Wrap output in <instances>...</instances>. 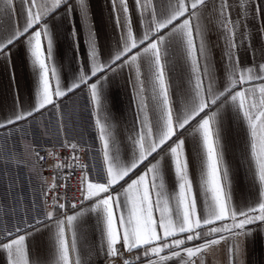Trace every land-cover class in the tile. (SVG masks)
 <instances>
[{"label":"snow or ice","instance_id":"6c2138e0","mask_svg":"<svg viewBox=\"0 0 264 264\" xmlns=\"http://www.w3.org/2000/svg\"><path fill=\"white\" fill-rule=\"evenodd\" d=\"M131 2L133 8L130 0H108L119 39L105 54L90 0H0V66L8 72L9 87L17 54L33 76L26 103L13 91V103L0 106V174H7L10 164L23 166L15 153L23 152L25 137L33 141L36 161L45 160L36 150L42 141L37 117L49 128L55 118L56 143L67 153L55 145L47 151L53 175L42 177L41 203L33 201L19 217L15 208L0 217L3 264H94L98 258L109 264L117 259L207 264V254L221 246L225 264H246L247 246L264 241V63L242 65L239 58L245 46L255 55L250 20L259 22L264 44V0H234L235 9L233 0ZM61 28L76 54L70 80H62L57 62ZM211 28L223 40L222 76L214 64ZM81 31L87 35L83 57ZM125 70L133 121L121 133L107 85ZM75 93L86 96L99 148L68 136L64 101ZM233 123L244 133L243 158L258 186L255 201L246 204L234 201L226 160ZM74 178L77 186L71 189ZM13 186H6L0 204L6 206L8 195L19 204ZM70 190L79 193L71 202ZM93 217L98 239L89 243L87 224ZM41 236L44 254L37 250Z\"/></svg>","mask_w":264,"mask_h":264},{"label":"crops","instance_id":"0c3cea01","mask_svg":"<svg viewBox=\"0 0 264 264\" xmlns=\"http://www.w3.org/2000/svg\"><path fill=\"white\" fill-rule=\"evenodd\" d=\"M90 4L99 44L104 53L107 54L109 49H114L116 47V43L119 39V32L110 19V6L108 0H90ZM130 8H133L131 0ZM233 8L235 9L234 0ZM205 15H208V13H205ZM235 15L236 12L233 11V16L235 17ZM133 18H136L134 11ZM259 27L260 24L258 21H249V29L252 32L250 40L251 49L254 50L255 55L252 54V51H250L247 46L241 48L239 51V58L242 65L250 66L253 65V63H264V51H262V49H264V44H262L259 34ZM66 30V28H61V34L58 37L56 48L57 62L61 63L63 66L62 80L64 77H68L70 80L73 70L76 68L74 62L76 54L71 48L70 39L66 38ZM86 40V33L81 31L79 39L80 57L85 55ZM209 42L212 47L215 67L222 76L225 69V61L222 58L223 40L221 39L220 32L215 28H211L209 32ZM173 60L175 62V57ZM178 68L179 66L177 65V69ZM173 75L174 78L178 76V71ZM14 76L15 79L12 81L10 88L8 72L0 66V106L5 109L13 103V91H17L20 100L26 103L33 89L31 69L25 64V59L21 54H17L14 57ZM128 77L129 73L125 70L122 75L117 76L107 85L108 104L111 109V114L115 117L113 122L120 129L121 133L129 128L133 121L132 92ZM64 105V124L67 128L68 136L80 138V134H82L83 137L90 136L95 139L94 128L90 126L91 119L88 105L86 104L85 94L75 93L70 95L64 101ZM77 113H87L89 117L87 119L83 116L78 117ZM188 147L191 149V144H189ZM243 147L244 133L242 129L234 123L230 124L227 132L226 160L232 171V194L236 204H246L255 201L258 193V186L253 183L247 170V163L243 158ZM89 162H91V158ZM193 173L195 177H198V168L194 169ZM174 184V177H170L168 180L169 191L173 190ZM93 226L94 217L88 219L87 224L89 243H93L98 239V233L93 230ZM36 243L37 250L41 254H44L46 252L44 237H39ZM222 249L223 246H221V251L208 253L206 256L207 264H225V257ZM0 264H3V262L0 261ZM94 264H109V261L98 258L94 260ZM115 264H121V260L117 259ZM246 264H264V241L257 240L255 243H251L247 246Z\"/></svg>","mask_w":264,"mask_h":264},{"label":"built area","instance_id":"2783aa9c","mask_svg":"<svg viewBox=\"0 0 264 264\" xmlns=\"http://www.w3.org/2000/svg\"><path fill=\"white\" fill-rule=\"evenodd\" d=\"M39 128L41 130L42 141L37 146V151L41 156H45L43 162H37L35 159V153L33 151V141L27 137L23 138L20 143L24 146L23 152H16L15 156L18 161H20L23 166L17 167L15 164H10L7 167V174H0V198H4L6 192V186L13 185L12 192L19 198V204L13 199L12 195H8L6 198V206L0 204V216L3 217L5 212H11L15 208V215L18 217L26 214L31 207L33 201L37 204L41 203L42 200L41 192L43 180L42 177H47L51 180L53 172L49 170V166L52 165L53 161L47 158V151L53 148L55 145L56 151L64 152L63 149L54 141L53 138V127L49 128L45 126L44 119H40ZM51 140L52 143H47L46 141ZM77 141L81 142L83 146L87 147V144H93L95 148H99V143L95 141L94 138L90 136L83 137L81 141L80 138ZM91 156L86 157V161L89 162ZM0 173H3V168L0 167ZM77 186L76 179L70 181V188L75 189ZM61 196H64V190L61 189ZM79 196V193L73 190L67 192V198L71 202ZM63 202V201H61ZM32 214L35 212L33 210Z\"/></svg>","mask_w":264,"mask_h":264},{"label":"rangeland","instance_id":"374dc122","mask_svg":"<svg viewBox=\"0 0 264 264\" xmlns=\"http://www.w3.org/2000/svg\"><path fill=\"white\" fill-rule=\"evenodd\" d=\"M77 115H78V117L83 116V117L86 118V119L89 117V114H87V113H86V114H83V113H81V114H80V113H77ZM40 119H41L40 117H37V120L39 121V125H40V123H41V122H40ZM55 123H56L55 118H53V125H55ZM52 129H53V138H54V141L56 142V140H55V128L53 127ZM76 139H78V138H76ZM0 217H1V216H0ZM17 217H18V215H17Z\"/></svg>","mask_w":264,"mask_h":264}]
</instances>
